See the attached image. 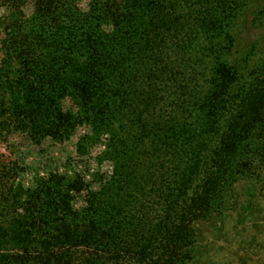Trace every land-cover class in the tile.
Here are the masks:
<instances>
[{"label": "trees", "instance_id": "trees-1", "mask_svg": "<svg viewBox=\"0 0 264 264\" xmlns=\"http://www.w3.org/2000/svg\"><path fill=\"white\" fill-rule=\"evenodd\" d=\"M0 32V143L80 159L0 156V264H193L264 185V0H0Z\"/></svg>", "mask_w": 264, "mask_h": 264}, {"label": "rangeland", "instance_id": "rangeland-1", "mask_svg": "<svg viewBox=\"0 0 264 264\" xmlns=\"http://www.w3.org/2000/svg\"><path fill=\"white\" fill-rule=\"evenodd\" d=\"M2 37L0 32V40ZM22 142L9 149L7 144L0 143V156L3 161L18 159L23 164L21 174L27 183L32 184L35 176L45 175L52 168H59L62 173L72 172L68 170L70 167H65V162L69 157L71 163L73 158H78L74 143L58 147L46 141L36 147L25 139ZM107 170L110 172L111 168ZM255 187L259 192L253 191V201L244 203V195ZM255 187L243 183L239 188L236 209L219 211L214 215L215 219L198 226L199 241L194 250L193 264H264V185L259 183Z\"/></svg>", "mask_w": 264, "mask_h": 264}]
</instances>
